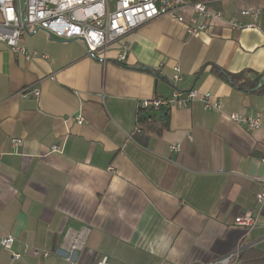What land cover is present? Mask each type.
I'll return each instance as SVG.
<instances>
[{"label": "crops", "instance_id": "1", "mask_svg": "<svg viewBox=\"0 0 264 264\" xmlns=\"http://www.w3.org/2000/svg\"><path fill=\"white\" fill-rule=\"evenodd\" d=\"M208 5L224 16L259 7L262 28L219 23L192 36L190 12L186 22L163 15L109 45L104 62L82 40L43 30L20 41L29 58L0 41V237L11 234L15 250L49 251L12 260L0 247V264H68L74 240V264H192L232 251L233 264H264V206L253 228L234 223L255 212L264 179V90L212 71L264 73V0ZM28 84L39 87L38 99L20 95ZM176 88L210 92L221 111L199 101L161 107L148 113L165 115L166 125L141 129L140 100ZM232 112L260 116L262 126L247 129L225 117Z\"/></svg>", "mask_w": 264, "mask_h": 264}, {"label": "built area", "instance_id": "2", "mask_svg": "<svg viewBox=\"0 0 264 264\" xmlns=\"http://www.w3.org/2000/svg\"><path fill=\"white\" fill-rule=\"evenodd\" d=\"M210 0H0V41L12 51L20 52L29 58L20 41L26 34H34L40 30L58 39H80L86 46V51L100 61L107 59V48L117 39L131 30L159 16H169L178 22H186L185 12H190L192 23L186 25V31L192 36H199L212 24H223L234 30L246 28L261 30L259 7H245L236 14L224 16L222 11L208 5ZM198 20V21H197ZM123 52L117 54V60H123ZM45 57V55H42ZM171 82L181 79L180 69L172 66ZM49 78H53L50 76ZM264 82V74L257 84ZM20 95H32L38 99L40 89L35 84H28L20 90ZM99 97L103 100L104 94ZM192 101H199L205 110L221 111V101L208 91L198 89H174L170 96H154L140 100L139 113L158 110L161 107H185ZM228 120L254 130L262 126L260 116H247L243 113L232 112L225 116ZM78 124L84 122L83 115L74 117ZM140 128H136L139 131ZM20 138H13L14 144L20 143ZM177 150L178 145H172ZM57 144L50 147V152H59ZM257 208L255 212L247 211L235 217L234 223L245 230L253 228L257 223V213L264 206V179L259 190L255 193ZM14 237L6 234L0 237V247L10 253L12 260H17L23 254L35 258L49 255L48 250L31 247L24 244L21 250L14 249ZM79 244L70 241L65 247L64 259L68 264H74V254ZM236 251L229 252L208 262L192 264H233L236 261ZM99 264H106L100 262Z\"/></svg>", "mask_w": 264, "mask_h": 264}, {"label": "trees", "instance_id": "3", "mask_svg": "<svg viewBox=\"0 0 264 264\" xmlns=\"http://www.w3.org/2000/svg\"><path fill=\"white\" fill-rule=\"evenodd\" d=\"M212 71L225 79H227L231 84L238 88H244V87H255L259 81L261 80V77L264 73L261 74H255L253 78L249 77H242L243 72L239 73H227L222 68L218 67L217 65L212 66ZM260 91L264 90V82H262L261 86L258 87ZM165 115L160 116L156 113H148L140 114L138 122L141 126V129L143 127L144 131L149 132H159L160 129L166 125L165 123ZM159 128V129H158Z\"/></svg>", "mask_w": 264, "mask_h": 264}]
</instances>
